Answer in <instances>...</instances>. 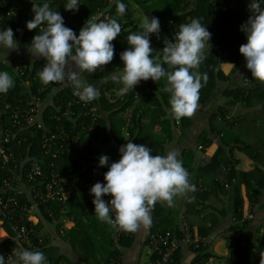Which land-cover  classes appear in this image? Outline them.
<instances>
[{"label":"trees","instance_id":"1","mask_svg":"<svg viewBox=\"0 0 264 264\" xmlns=\"http://www.w3.org/2000/svg\"><path fill=\"white\" fill-rule=\"evenodd\" d=\"M125 1L123 0V2ZM133 1L149 17L159 18L160 25L163 27L168 40L174 38L181 24L189 23L194 18H199L200 22L206 25L207 30L212 34L210 49L206 47L203 50L205 59L198 69L192 70L193 73L207 75V82L200 89L198 103L206 104L218 89L220 81L232 80L231 75L235 74L244 60L238 49L241 44L246 42V36L240 31V26L251 14L247 7L249 2L241 4L236 10L221 12L216 8L218 0ZM44 2L45 0H11L10 4L5 5L0 0V28H12L15 39H21L27 47L33 36L39 33V29H37V33L36 30H28L26 21L33 18L32 6L42 5ZM47 2L63 16L65 26L73 29L77 34L87 20H91L98 13L110 15L116 8L114 0H80L81 4L76 12L64 9L65 0H47ZM12 12H15L16 16H13ZM121 29L120 35L112 41L116 53L112 62L103 66L102 70L98 69L95 73H83L87 82L95 85L100 92L99 98L94 100L98 108L96 124L93 126L90 115L86 111L77 109L76 104L72 107L73 114L63 116V112L67 111V104L76 96L70 86L63 85L57 89L53 84L47 86L42 84L38 74L43 68V62L24 60L17 62L24 72L23 78H19L14 69L16 62L13 65L0 63V71H7L14 79V87L7 94H0L1 99L10 102L13 107L20 105L22 109H25L30 107L28 100L32 95L37 96L40 102L48 93L54 92L53 104L46 107L41 117L38 114L37 123H42L50 131H57L58 128L64 127L66 133L72 138L80 135L81 132L79 144L72 145L70 147L72 151L65 150L64 153H60L58 159L53 160L55 170L69 183H73L92 167H96L97 178L100 177V169L102 171L108 170L107 167L98 166L101 150L115 151V147L126 144L127 140L131 139L135 144H143L151 148L153 155L163 156L164 143L168 144L173 141L175 136H178V142H181L192 131L193 115L175 119L169 114L170 94L164 91L165 86L160 81L154 82L151 79L141 81L134 87L133 91L123 95L116 102L111 103L107 100L106 91L111 89L119 91L123 85L113 82L111 79H108L107 83L103 81L112 74L123 71L119 54L129 47L127 37L129 34L139 31L140 25L134 22H125ZM153 58L157 60L155 52H153ZM229 63L231 66L229 73L231 74H225L223 69ZM250 77L254 82L264 83L254 79L251 73ZM26 79L30 81L29 86L24 83ZM244 85L231 87L224 93L232 106L239 102L246 105L253 101L254 89L250 90ZM259 87L260 85H258L257 90ZM26 89H30L32 94L25 93ZM261 102L264 106V97ZM130 108L132 109L130 118H126L125 114ZM226 109L222 107L211 118L210 132L213 133V137H209L211 135L209 131L202 132L194 144L189 145L190 149L182 150L180 153L183 166L189 173L190 183L196 186L195 192L183 195L185 196L183 207H186L187 210L185 219L190 225L192 239H194V244H187L189 250L194 254V258L189 264H208L213 256L205 240L210 229L206 228V224H196L194 221H197L198 217L201 216L202 207L206 201L215 205L217 200L224 201L223 199L226 200L224 206L219 209L213 208L223 216L230 215L234 222L229 228L231 237L228 238V245L232 249L230 263L264 264V237L255 238L251 236L252 220L243 217V198L239 192V186L245 183L248 199L253 209L251 213L255 214L258 210H264V203L259 205L264 184H260L254 179V175L262 173V170L255 168L251 172L235 173L236 162L233 159V151L235 149L246 150L247 146L237 133L240 122L238 116ZM31 130L34 129H28L27 135ZM154 132H159L163 139L159 140L160 137ZM34 133L35 135L32 136L33 138L29 143L16 149L15 154L17 157L21 155V158L18 157L20 158L19 163H25L29 160L28 158H31L35 163H40L43 166V146L40 140L42 129H36ZM214 138H218V146L211 153L210 162L204 166H193V163L199 161L202 155L207 152ZM79 145L85 148L84 152L73 153ZM248 146L251 152L254 150L260 154L262 150L264 157V144L260 143L262 149L250 144ZM117 157L110 156L109 163L116 162ZM43 161L49 163L52 158L50 155H45ZM91 180L95 183L98 181V179ZM73 190V194L65 203L68 210L67 216L65 221H59L58 231L60 232L64 226L66 240L78 253L84 251L82 258L87 259L98 252L101 257L100 260H103L102 264H109L112 258L119 255L117 251L112 250L114 228L97 219L92 203L93 196L89 190L79 186H74ZM109 199H111L110 196ZM48 206L54 210L57 218L61 217L63 207L61 204L54 202ZM198 206L201 208L198 209ZM256 206L257 208H255ZM178 215V211L174 207L168 206L166 202H157L151 212L153 223L147 238L155 231L182 238L184 232L182 222L180 221V228L177 223ZM70 220L74 221V226L69 229L67 223ZM200 220L206 223L203 215ZM45 222L42 221L38 228L43 227ZM133 234L129 233L128 236L120 239V245L123 248L122 254H124V248L133 241ZM8 243L13 244L11 241ZM195 245L198 246L195 247ZM181 246L174 254V261L168 264H180ZM38 250L45 254L47 264H60L64 259L63 255H55L52 248L41 247ZM157 258L156 255L152 254L150 264H154ZM67 264H70L69 261Z\"/></svg>","mask_w":264,"mask_h":264},{"label":"clouds","instance_id":"2","mask_svg":"<svg viewBox=\"0 0 264 264\" xmlns=\"http://www.w3.org/2000/svg\"><path fill=\"white\" fill-rule=\"evenodd\" d=\"M116 15L127 14L128 6L123 0H114ZM80 0H65L66 11L79 10ZM250 15L240 26L246 42L239 46L245 67L254 79L264 82V0H250ZM33 18L26 22L28 30L39 29L33 36L27 51L46 63L39 72L43 85H66L81 102L89 103L100 96L98 88L87 82L83 73H95L112 62L115 47L112 43L122 29L116 18H105L104 13L87 20L78 34L65 26L63 16L45 0L33 5ZM161 31L159 18L147 14L140 30L127 37V47L120 60L123 71L104 79L121 83V95L133 91L141 81L151 79L159 82L166 78L164 91L170 94L169 114L175 119L191 117L198 108L200 89L207 82L206 74L193 73L205 59L204 49H210L211 33L199 18L181 24L172 40L164 42L162 59L153 58L151 35ZM19 44L13 29L0 28V56L7 62L10 51H18ZM35 62V60L33 61ZM8 63V62H7ZM14 87V79L7 71H0V94H7ZM119 147L120 159L109 163L107 155L98 158V166L107 167L104 182H96L90 188L93 196L94 214L97 219L113 228L136 233L141 228H151V212L157 202L173 206L177 195L195 192L189 173L184 168L178 149L165 155H153L152 149L135 144L131 139ZM205 154V153H204ZM111 199L105 201L104 196ZM114 214V215H113ZM18 264H47L42 251L20 248L14 252ZM0 264H7L0 254Z\"/></svg>","mask_w":264,"mask_h":264},{"label":"built area","instance_id":"3","mask_svg":"<svg viewBox=\"0 0 264 264\" xmlns=\"http://www.w3.org/2000/svg\"><path fill=\"white\" fill-rule=\"evenodd\" d=\"M1 1L3 4L8 5L11 0ZM247 2L250 3V0H218L216 8L221 12L233 11ZM12 14L16 16L15 12H12ZM99 14L101 13L95 16ZM104 16L107 18L109 14H104ZM14 69L17 71L19 78L24 77V72L17 63ZM24 83L27 86L30 85L28 79ZM24 92L32 94L30 89H26ZM122 96L120 90L111 89L106 91V98L111 103L116 102ZM38 103V97L32 95L28 100L30 107L22 109L20 105L13 107L10 102L0 98V237L3 235V238H0V254L4 255L7 264H18L14 252L20 248L36 251L43 247L46 243L45 230L44 227L39 229L38 225L42 221L45 222V220L52 225H58L61 220L65 221L68 212L65 203L73 194L74 186L90 190L91 186L95 184V181L91 179H98L97 182L103 183L104 173L106 172L100 169L101 178H97L96 167H92L91 170L86 171L73 183H69L67 179L61 177L55 170L53 160L58 159L60 153H64L65 150H71L72 145L79 144L81 132L80 135L72 138L66 133L64 127L58 128L57 131H50L42 123H37ZM74 105L77 106V109L86 111L90 115L92 126L96 124L98 107L94 101L86 104L81 102L78 97H74L67 104V111L63 112V116L73 114L72 107ZM56 119H59V117H56ZM30 128L34 130L42 129L40 140L43 146V166L40 163H35L31 158H28L29 160L25 163H19L21 155H18L20 157L18 158L15 154L16 149L28 144L33 138L32 136L35 135L34 130H31L27 135ZM84 149L83 146L79 145L73 153L79 152L80 154L84 152ZM45 155H50L52 161L49 163L43 161ZM210 160V155L205 153L200 158L199 165L204 166ZM109 196L106 195L103 199L108 201ZM54 202L63 206L59 218H57L54 210L48 206ZM182 230L184 232L182 238L162 234L160 231L152 232L149 235L146 241L147 247L151 254L158 257L154 264L171 263L174 261L175 252L181 245L194 244L190 225L185 218L182 220ZM60 232L62 233L63 230L61 229ZM128 235L129 232L114 228L112 250L117 251L119 255L112 258L109 264H122L123 248L120 245V239ZM9 241L13 244H9ZM197 246L195 245V247Z\"/></svg>","mask_w":264,"mask_h":264},{"label":"crops","instance_id":"4","mask_svg":"<svg viewBox=\"0 0 264 264\" xmlns=\"http://www.w3.org/2000/svg\"><path fill=\"white\" fill-rule=\"evenodd\" d=\"M110 17V15H109ZM27 22V21H26ZM125 22L121 24L123 26ZM166 35V34H165ZM167 37V36H166ZM168 39V38H167ZM19 44L18 51H10L6 56V61L0 58V63L13 65L14 62L29 61L33 62L40 61L44 64L46 60L44 58L35 59L28 51L27 47L22 43L21 39L17 40ZM152 44H158L157 41ZM151 44V46H152ZM154 49V47L152 46ZM155 52V51H154ZM3 54H0L2 56ZM157 58V56H156ZM158 61V60H157ZM159 62V61H158ZM230 63L225 65L224 73L231 74L230 72ZM2 71V70H1ZM250 70L245 67V60L241 62L240 67L237 69L234 75H231V81H220L218 89L211 96V98L207 101L206 104L198 103V108L193 114L192 119V127L189 132L188 137H186L183 141L178 142V136L173 139V141L164 143L163 155L166 154L167 151L171 149H178L181 153L182 150L190 149L189 145L197 140L202 132L209 131L210 132V121L214 114L223 107L227 108L228 112H232L234 115L238 116V130L237 133L241 140H243L245 145L247 146L246 150H237L233 151V159L235 160V173L240 174L241 172H251L255 170V168H260L262 173L255 174L254 179H256L260 184H264V157L262 154V150L260 154L258 151L252 150L250 151L249 144L258 148L260 147V143L264 144V106L261 102V99L264 97V83L254 82L250 77ZM161 81V80H160ZM245 84V85H244ZM237 85H244L250 88V90L254 89V94L252 96L253 101L244 105L242 103H236L234 106L230 104V100L225 96V92L228 89L236 87ZM258 85H260L257 90ZM61 86H56L57 89L61 88ZM56 89V88H55ZM57 89L55 91H57ZM53 93H48L47 96L43 98L38 103V114L41 117V114L44 113L46 107L53 104ZM0 98H2L0 96ZM231 99V98H230ZM132 109L130 108V110ZM232 114V115H233ZM131 115V114H130ZM130 115L128 118H130ZM146 122V121H145ZM156 135L160 137L159 140L163 139L159 132H154ZM211 135L209 137H213V133L210 132ZM212 145L207 149V154L211 155V153L218 146V138L213 139ZM120 146L115 147V151L109 152L112 157H117L115 161L120 159V154L118 152ZM262 149V148H261ZM105 150V149H104ZM158 150V149H157ZM249 150V151H248ZM102 151V150H101ZM106 151V150H105ZM246 151V152H245ZM107 152V151H106ZM160 152V149H159ZM162 152V150H161ZM101 154V153H100ZM211 157V156H210ZM200 161V160H199ZM199 161H195L193 166L199 165ZM253 184V181H252ZM264 188V187H263ZM239 192L243 198V217L249 218L252 220V227L250 230V234L253 237H264V210H258L255 214H252V206L248 199L246 184L242 183L239 186ZM183 195H177L174 198V204L172 207L178 211L179 215L177 218V223L180 228V221L185 218L186 215V207H183L184 204ZM226 201L225 199H223ZM224 201L217 200L215 205L210 204L209 201H206L204 206L202 207L203 211L201 212V216L205 217L206 223L201 221V216L198 217L197 221H194L196 224H206V228H209V234L207 235L206 243L209 247L211 254L213 255L208 264H231L230 263V254L232 249L228 245V238L231 237V230L229 228L233 225V219L230 215H221L218 213L213 207L221 208L224 206ZM264 203V191L262 193V198L260 204ZM258 206V205H257ZM257 206L255 208H257ZM201 208L198 206V209ZM74 226V221L67 223V228H72ZM44 234L46 243L43 247L52 248L53 253L55 255H63V260L60 264H67L69 261L70 264H102L103 260H100V254L98 252L94 253L92 257L82 258V254L84 255V251L78 253L76 249H74L70 243L66 240L65 229L63 226V232L60 233L58 231L57 225H52L50 223L45 222L44 225ZM250 227V226H249ZM149 230L145 231L141 228L138 232L133 234V241L124 248V254L122 256V264H150L151 263V251L147 247L146 241L147 236L149 234ZM65 236V237H64ZM65 238V239H64ZM50 253V252H49ZM145 254V255H144ZM181 260L180 264H189L194 258L193 252H191L188 248L187 244H183L181 246ZM90 255V253H89ZM144 255V256H143ZM144 258V259H143ZM67 260V261H66Z\"/></svg>","mask_w":264,"mask_h":264},{"label":"rangeland","instance_id":"5","mask_svg":"<svg viewBox=\"0 0 264 264\" xmlns=\"http://www.w3.org/2000/svg\"><path fill=\"white\" fill-rule=\"evenodd\" d=\"M127 6H128V11L127 14L124 16H117L116 15V8L110 13V17L116 18L118 20V22L120 23V25L123 22H134L135 24H139L141 25L142 19L146 16L144 10L138 6L133 0H126L124 2ZM167 37L165 35V32L163 30V27L161 26V31L158 35L156 34H152L151 35V44L155 41L158 42V44H152V46L154 47V51L156 53L157 56V60L159 61L160 59H162V49L164 47V42H167ZM163 86L166 85V78H162L160 81ZM131 114L130 111H128L125 115L126 118H128V116ZM101 155H107L108 157H110V153L106 152L105 150L101 151ZM145 255V254H144ZM143 255V256H144ZM144 259V258H143Z\"/></svg>","mask_w":264,"mask_h":264},{"label":"bare ground","instance_id":"6","mask_svg":"<svg viewBox=\"0 0 264 264\" xmlns=\"http://www.w3.org/2000/svg\"><path fill=\"white\" fill-rule=\"evenodd\" d=\"M0 238H3V235H2V237H0Z\"/></svg>","mask_w":264,"mask_h":264}]
</instances>
